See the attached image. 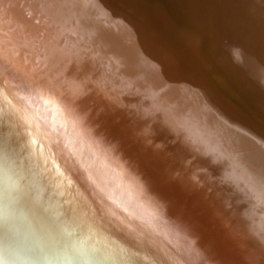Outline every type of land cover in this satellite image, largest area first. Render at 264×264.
Masks as SVG:
<instances>
[{"label":"bare ground","instance_id":"obj_1","mask_svg":"<svg viewBox=\"0 0 264 264\" xmlns=\"http://www.w3.org/2000/svg\"><path fill=\"white\" fill-rule=\"evenodd\" d=\"M161 90L227 169L182 147ZM239 104L264 126V0H0L2 262L264 264V139ZM237 176L262 210H220Z\"/></svg>","mask_w":264,"mask_h":264},{"label":"water","instance_id":"obj_2","mask_svg":"<svg viewBox=\"0 0 264 264\" xmlns=\"http://www.w3.org/2000/svg\"><path fill=\"white\" fill-rule=\"evenodd\" d=\"M98 33H96L97 35L98 34H103V35H108V34H111L113 35L111 32H109L108 30H104V29H100V30H97ZM117 36H114L113 37H110L112 40H115ZM46 39V40H45ZM40 42L42 43H47V45H43V47H46L48 46L49 47H53V48H49V50H51L50 52L54 55V56H58L60 55L61 53H65V51H61L58 50V45L55 46L54 43H52L50 41L49 38L47 37H44ZM54 49V50H53ZM56 49V50H55ZM73 49V48H72ZM78 50V49H76ZM80 51L84 52L83 49H81ZM72 54V53H71ZM75 55V54H74ZM74 55H72V64L76 63V60L74 59ZM75 57H77L75 55ZM83 62L87 65L90 66V68L92 69V71L96 72L98 70H101L99 68H97L98 64H99V61L97 60V58H87L85 60H83ZM115 68V65L113 66ZM118 72V71H117ZM218 89V88H216ZM219 90V89H218ZM220 91V90H219ZM167 93H164V91H160L159 92V100L161 102V108H162V111L163 113H165V116H163V119L167 122H165L164 124H169V125H172L176 130H177V134L176 135V139L179 140V142L181 143L182 147L185 148H189V147H192L194 149V151L196 153H201L200 155L201 156H215L216 159H221V161L219 162V164L224 167L225 166V163L227 162V159L223 158V154L221 152H218V150L216 149L215 152H213L214 154L212 153H208L207 151H203L201 149H199L196 144L194 143V141L188 137V135H186L187 133L185 132V130L181 127V121L178 120L176 114L171 110L174 109L176 111H180L179 108H176L175 106L174 107H170L168 106L166 103H167ZM239 110H241V113L243 115V117H245L250 123H252V125L254 126V129L257 131V133L264 139V126L255 118H253V116L248 113L246 111V109L242 106V105H237ZM167 110V111H166ZM170 112H169V111ZM166 111V112H164ZM182 112V111H181ZM190 124H193L200 132H202L203 130V123H202V120L198 118L195 119V118H190ZM186 125L187 122H186ZM189 126V125H188ZM186 133V134H185ZM134 137H136L135 135H133ZM138 140L140 138H137ZM138 142V141H137ZM256 146V144H255ZM243 150V149H242ZM214 151V150H213ZM223 151L227 154V152L225 151V149H223ZM245 151V150H243ZM247 152V151H246ZM250 153V152H249ZM224 162H223V161ZM235 164H236V161H233ZM240 167V165H238ZM224 168L227 169V167L225 166ZM221 175L224 174V173H220ZM238 175V174H237ZM3 178V177H2ZM220 180L222 181V184L219 188V193H220V201L224 204L219 203V207H220V210H238V212L240 210H262L261 207L259 206V200H261L257 194V198L255 197V193L251 192V190L249 189L248 186L246 185H249V183L245 180H243L242 178H240L239 176H237L236 179L233 180L232 182V189L230 188V184H229V179H226V178H223L222 177H219ZM4 182L7 183V179H4ZM225 184V186L223 185ZM255 184V181L254 183ZM240 189V192H238V195L237 193L236 194H233V190H236V189ZM227 192V194L225 195L223 192ZM231 196V197H230ZM234 196V198H233ZM225 200V201H224ZM258 203V205H257ZM8 212L12 211L13 210H7ZM253 212H251V218H247V221L249 222V227L254 228V221H253ZM246 219V218H245ZM241 220L247 224L246 220H244L243 218H241ZM241 222V224L243 225V222ZM6 238V237H5ZM8 238V237H7ZM8 240V239H7ZM14 242L15 240H10L9 242ZM21 258V257H19ZM31 261H33V264H46V261L45 260H42L41 258H34L32 257L31 258ZM0 264H4L2 262V259L0 258Z\"/></svg>","mask_w":264,"mask_h":264}]
</instances>
